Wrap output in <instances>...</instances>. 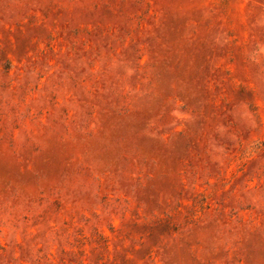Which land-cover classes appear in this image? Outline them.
<instances>
[{"label":"rangeland","instance_id":"374dc122","mask_svg":"<svg viewBox=\"0 0 264 264\" xmlns=\"http://www.w3.org/2000/svg\"><path fill=\"white\" fill-rule=\"evenodd\" d=\"M0 264H264V0H0Z\"/></svg>","mask_w":264,"mask_h":264}]
</instances>
